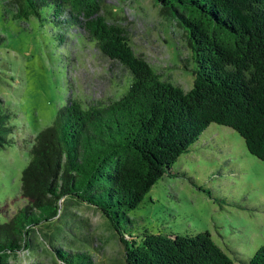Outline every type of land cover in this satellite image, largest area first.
Instances as JSON below:
<instances>
[{"label": "trees", "instance_id": "obj_1", "mask_svg": "<svg viewBox=\"0 0 264 264\" xmlns=\"http://www.w3.org/2000/svg\"><path fill=\"white\" fill-rule=\"evenodd\" d=\"M8 3L12 19L47 25L59 41L75 28L130 75L106 103L66 96L32 136L20 172L26 201L0 219V264H18L10 255L39 245L35 231L59 264H95L86 250L67 243L64 226L72 231V222L81 220L72 217L74 205L109 219L126 264H240L206 229L143 228L138 234L120 223L210 122L235 129L264 162V0H154L159 13L184 30L194 61L187 89L134 51L127 28L107 15L104 0ZM6 38L0 33V41ZM14 114L0 107V147L17 129ZM241 264H264V242Z\"/></svg>", "mask_w": 264, "mask_h": 264}, {"label": "rangeland", "instance_id": "obj_2", "mask_svg": "<svg viewBox=\"0 0 264 264\" xmlns=\"http://www.w3.org/2000/svg\"><path fill=\"white\" fill-rule=\"evenodd\" d=\"M104 1L109 4L107 15L127 28L134 51L162 77L189 88L194 61L182 27L161 15L154 0ZM11 11L12 4L0 0V33L7 35L0 41V107L14 111L12 121L17 124L11 142L0 147V219L26 201L19 192L20 172L32 136L51 122L65 97L106 103L130 75L75 28L59 41L49 26L12 19ZM170 171L128 210L129 221L120 223L127 231L206 229L240 264L264 242V162L249 152L235 129L210 122ZM71 211L81 220L80 225L72 222V231L64 226L67 243L86 250L95 264H126L123 243L102 212L84 205H74ZM35 235L39 245L22 248L9 260L59 264L39 233Z\"/></svg>", "mask_w": 264, "mask_h": 264}]
</instances>
